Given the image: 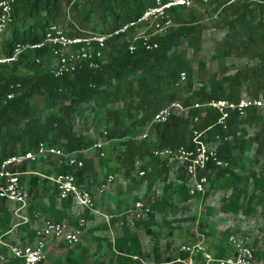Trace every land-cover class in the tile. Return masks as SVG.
Segmentation results:
<instances>
[{"label": "trees", "instance_id": "1", "mask_svg": "<svg viewBox=\"0 0 264 264\" xmlns=\"http://www.w3.org/2000/svg\"><path fill=\"white\" fill-rule=\"evenodd\" d=\"M193 1L190 8L177 7L169 11L177 27L153 38L158 43L156 49L145 50L138 40L133 42L136 50L131 54L126 34H121L108 38L104 62L96 69L82 65L74 72L54 77L47 71L44 61L49 55L48 49L27 51L13 64L0 69V99L10 92L15 94L0 108V163L19 152L36 150L40 144L63 152H76L91 148L101 140L105 142L101 150L78 155L83 161L81 168L59 164L47 156L25 163L17 170L35 171L49 178L72 174L91 194L93 186L97 188L109 175L123 176L127 183L118 186V213L108 222L95 223L92 229L87 228L88 225L83 228L82 237L89 229V232H102L108 227L115 228L113 236L98 238L101 246L97 251L101 253L107 248L112 256L105 263L104 256L98 254L94 264H142L144 259L147 264H183L177 259H185L187 254L173 256L170 253L173 228L172 221L167 218L177 216L176 201L187 203L189 179L177 163L168 164L154 157L152 152L188 146L195 129L204 133L207 142L217 134L228 138L218 147L219 158L226 161L228 167L213 168L205 173L211 188L226 192L219 211L247 217L254 212V200L264 204V172L237 171L243 156L253 145L254 154L262 159L264 170V109L250 108L244 118L231 112L226 120L227 129L222 130L217 125L219 113L216 110L192 108L193 104L209 100L238 102L244 97L264 96V0ZM203 3L217 14V27L225 30L210 57L217 64V70L212 73L199 59L204 26L194 6ZM153 4L154 0H13L12 24L15 28L4 43L1 55H10L17 43L39 42L52 23L62 25L68 34H78L77 28H88L87 24L94 18L100 28L92 26L90 30L111 34L137 19ZM66 7L71 19L62 23L67 17ZM35 57L40 61L36 62ZM228 58L246 59L251 64L237 65L230 73ZM193 63L197 64L196 73ZM181 73L185 74L184 81H180ZM173 102L191 106L189 114L184 117L173 112L165 123L152 124L146 139H138L153 116ZM78 121L82 122L83 129L76 130ZM89 125L101 127L95 128L96 134H87L84 130ZM248 127H258V131L249 136ZM113 142V154L107 156ZM136 160L143 162L141 169L145 174L142 177L134 168ZM103 168L105 172L100 175ZM21 183L26 188L27 205L20 214L26 217V222L15 220L17 205L0 200V238L7 244L30 245L35 230L45 221L64 222L74 227L80 218L86 222L97 218L88 210L77 211L71 199L61 200L56 185L48 178L30 175L21 178ZM160 183L163 186L156 195L154 188ZM132 195L134 201H145L150 212L130 226L127 212L134 201L130 208L127 204ZM203 228L200 224V231H204ZM163 230L167 231L164 247ZM141 231L150 240L147 253ZM230 234L235 233L227 234L224 241ZM196 241L199 240L187 243ZM78 245H58L68 249L65 261L85 264L81 255L87 253V249ZM79 250L81 253L74 257ZM212 253L218 258L230 254L224 242ZM0 255L4 257L0 264H22L12 258L5 247L0 246ZM43 263L44 260L38 264Z\"/></svg>", "mask_w": 264, "mask_h": 264}, {"label": "built area", "instance_id": "2", "mask_svg": "<svg viewBox=\"0 0 264 264\" xmlns=\"http://www.w3.org/2000/svg\"><path fill=\"white\" fill-rule=\"evenodd\" d=\"M193 4V0H154V4L143 11L137 19L123 24L111 34H102L98 31L79 28H77L78 34H68L62 25L52 23L47 27L39 42L17 43L10 55H0V69L13 64L27 51H42L45 49L49 51L48 57L44 60L46 68L54 77L74 72L82 65L96 69L104 62L108 38L121 34H126L125 40L128 42V51L131 54L136 50L133 42L138 40L142 41L145 50L156 49L158 43L153 38L166 35L177 27V24L170 17L169 11L177 7L190 8ZM12 5L13 0H0V35L12 24ZM141 28H145V32H139L138 30ZM33 59L36 62L40 61L38 57ZM184 80L185 74L181 73L180 81ZM14 96L15 94L10 92L1 98L0 108L13 99ZM253 107L264 109V96L261 98L244 97L238 102L209 100L203 104L196 103L192 105L194 109L209 108L216 110L219 113L217 125L222 130L227 129L226 120L231 112H235L238 117L244 118L248 109ZM190 109L191 106H183L180 102H173L160 109L138 139L143 140L148 137L152 124L165 123L173 112L186 117ZM196 120L197 118H195ZM227 140V137L222 138L217 134L212 141L207 142L204 133L195 129L192 132L188 146L156 149L153 150L152 155L165 160L168 164L177 163L182 167L189 179V196H202L209 186V177L205 173L213 168L228 167V163L220 159L218 155V147L223 141ZM104 145L105 142L99 140L91 148L84 151L63 152L40 144L36 150L19 152L3 160L0 163V200L17 205L14 215L26 222V217L20 214L21 210L27 205L26 188L21 183V178L39 175L48 178L56 185L61 200L71 199L74 206L81 210H88L90 214L96 217H101L102 215L95 205L93 193L91 194L79 185L74 175L60 174L49 178L31 170L20 172L17 168L25 163L35 162L41 158L45 159L47 156H50L59 164L65 163L72 167L81 168L83 161L78 158V155H85L91 150H101ZM142 165L143 162L140 160H136L134 163V168L139 177L145 174V171L141 169ZM115 181V176H107L101 185L96 188L97 193H105L110 186L114 185ZM149 212L150 208L145 201H134L127 212L128 224L133 226L135 221L145 218ZM86 225L87 222L83 218H80L74 227L64 222L45 221L35 230L34 240L30 245H10L0 239V246L7 248L10 256L20 260L22 264H38L45 259V253L50 243L57 246L63 244L69 247L80 244L83 228ZM224 246L230 254L218 258L202 241L183 243L179 246L178 252L187 254V258H178L177 261L183 264H254V250L246 237L230 234L225 239ZM0 260H4L1 255ZM142 264L147 263L142 262Z\"/></svg>", "mask_w": 264, "mask_h": 264}, {"label": "rangeland", "instance_id": "3", "mask_svg": "<svg viewBox=\"0 0 264 264\" xmlns=\"http://www.w3.org/2000/svg\"><path fill=\"white\" fill-rule=\"evenodd\" d=\"M201 23L204 26V31L202 34L201 41V50L199 53V59L204 61L206 65V69L209 73H212L217 70L216 62L210 59L211 55L214 53L215 43L221 40L225 34V30L217 27V22L219 21L217 14L211 11V8L208 4H197L194 6ZM66 18L61 22L66 23L70 22V10L68 7L65 9ZM31 23V21H29ZM88 28L85 30H90L92 26H96L100 28V24L94 18L87 24ZM15 28V25L12 24L3 34L0 35V55L3 51V45L6 41L9 40L11 36L12 30ZM139 32H145V28H141L138 30ZM188 56L191 57V51L188 52ZM249 61L246 59L237 60L234 58L226 59V63L228 66H231L230 73L233 72L234 67L237 65H241L243 63ZM196 63H193L194 73H196ZM77 124V123H76ZM100 125L94 127V125H89L85 127L87 134L94 133L97 131L95 128H100ZM83 129L82 122L78 121L76 125V130ZM258 131V127H248L247 133L249 136H253ZM113 144V145H112ZM255 145L252 146V149L248 151L241 160V163L238 165L237 171L238 173L242 172L240 169H244V171H252L258 174L264 172L263 170V161L262 159H257L254 154ZM113 148H115V143H111L107 156L113 154ZM126 184L123 176H117L116 181L113 187H109V191L118 192L119 185ZM163 184L160 183L156 185L154 188V194L160 192ZM95 186H93V190ZM143 192V187L141 188V193ZM226 196V192L222 189H217L216 187L208 186L206 193L204 196L198 195L188 197L187 203H181L180 201H176V206L178 208V214L176 217H168V221H172L171 227L173 228V237H172V247L170 253L173 256H177L179 254L178 248L181 244L187 243L192 239H196L202 241L207 247H209L211 252H216L218 247L222 246L224 242V238L229 233H235L236 235L245 236L248 242L251 244L254 250V264H264V204L259 203L256 200L253 202V210L249 216H233L232 214H223L219 211V207L222 204L224 198ZM104 202L106 201V197H102ZM134 201V195L129 198L127 208H130ZM106 211L113 212L112 202L106 204ZM108 213V212H107ZM128 217V214H127ZM15 220L21 221L17 215H15ZM105 220L103 217H98L96 219V224L103 222ZM159 222H162V219L158 218ZM200 224L203 225V230L200 231ZM88 232L81 238V242L78 246L87 249V253L81 255V261L85 264H94L97 258L100 256H104L105 263L108 262L109 258L112 256V253L107 248L104 249L101 253L97 251L98 247L101 246L100 241H98L99 236L95 235V231ZM199 232H202L200 234ZM143 240V247L145 253L150 249V240L148 237L144 236L143 231L140 232ZM162 247H164V241L166 238V230L162 232ZM1 239V238H0ZM3 240V239H1ZM8 241V239H6ZM57 246V245H56ZM103 249V248H101ZM100 249V250H101ZM67 248L63 246L55 247V251H50L46 256V260L43 264H70L69 261H65V257L67 256ZM99 254V255H98ZM103 254V255H102ZM144 263H148L147 259L143 260ZM1 263V260H0Z\"/></svg>", "mask_w": 264, "mask_h": 264}, {"label": "crops", "instance_id": "4", "mask_svg": "<svg viewBox=\"0 0 264 264\" xmlns=\"http://www.w3.org/2000/svg\"><path fill=\"white\" fill-rule=\"evenodd\" d=\"M104 172H105V169L104 168L103 169H100V171H99L100 175H103ZM126 185H127V183L124 184L123 186H126ZM111 187H113V186H111ZM92 192H93V196H94L95 205L97 206V209L99 210V212L101 213V215L105 219L103 221L104 222H108L109 220L112 219V217L115 216V213H118L117 212V206L116 205H117L118 201L120 200L119 192H115V191L114 192H111V191H109V189H107V191L105 193L98 194L97 191H96V188ZM102 197H106V201L107 202H104V200H102L103 199ZM44 201H46V197L44 198ZM110 201L112 202V208L114 209V211L111 212V213H108L109 215L108 214L106 215V213H105V210H106V207H107L106 204L110 203ZM75 209L77 211H79V212L82 211L80 208H78L76 206H75ZM106 212H109V211H106ZM117 215H119V214H117ZM95 223H96V220L95 221H87V225H88L87 228L92 229L95 226ZM114 229L115 228L112 226V227H108L107 231L100 232V231L97 230V231H95L94 234L97 235V236H99V237H101V236H107V235L108 236H113L114 235ZM55 247H57V246L54 243H50L48 245L47 250H46V254H45L44 261L46 260V258H47L46 256L48 255V253H50V251L51 252L52 251H55ZM80 253H81L80 250L79 251H76L73 254V256L74 257H77Z\"/></svg>", "mask_w": 264, "mask_h": 264}]
</instances>
